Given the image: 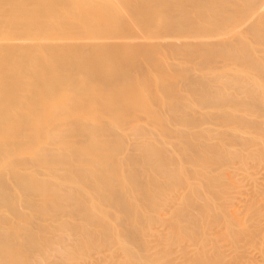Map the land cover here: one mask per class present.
<instances>
[{"label":"bare ground","instance_id":"6f19581e","mask_svg":"<svg viewBox=\"0 0 264 264\" xmlns=\"http://www.w3.org/2000/svg\"><path fill=\"white\" fill-rule=\"evenodd\" d=\"M248 160L264 165V0H0V264L105 246L109 264H264V188L242 234L208 212ZM166 190L169 218L148 208Z\"/></svg>","mask_w":264,"mask_h":264},{"label":"rangeland","instance_id":"374dc122","mask_svg":"<svg viewBox=\"0 0 264 264\" xmlns=\"http://www.w3.org/2000/svg\"><path fill=\"white\" fill-rule=\"evenodd\" d=\"M204 73V72H203ZM202 74V73H201ZM145 93V94H144ZM150 93H153L151 90H149V89H144L143 90V92H142V96L146 99L147 97H149L150 96ZM147 94V95H146ZM140 116L142 117V116H144V120L142 119L140 122H142V123H140L141 124V126H143L144 128H146V129H148V130H152V131H155V132H158V131H156L157 130V127H155V125L153 126L152 124H151V119L148 117V118H146L147 116L144 114H140ZM146 122V123H145ZM150 123V124H149ZM38 124V123H37ZM212 126V124H205V125H203L201 128H196L195 129V132H197V131H199V130H201L202 128H207V127H211ZM42 135V137H43V140H44V142H49V141H51V140H49L50 139V133L48 134V133H40V134H38V136H41ZM45 136V137H44ZM248 136V135H247ZM161 138H164V139H166V137H162V136H160ZM167 140V139H166ZM53 141V140H52ZM216 141V140H215ZM214 141V142H215ZM27 156H29V154H24V157H27ZM234 164V165H233ZM232 165L231 164H229L228 166H226L225 168H221V171L223 170V171H225L226 173L224 174V176H225V185L224 186H222L221 188H226V190H227V193L229 194L230 193V191H232L233 193L231 194V195H228V196H230V197H232L231 199H232V204H231V199H229L230 197H228V199H227V201H224V200H226V198H224L223 200L221 199V200H212V201H210V206H213V205H215L216 207H214V211L212 210V208H211V210H209L208 212H210L209 214H211V215H217V213H219V214H229L228 216L230 217V215H233V217H232V221L234 220V219H236V220H239L240 221V225L239 226H237L236 227V231L237 232H234V233H236V234H238L239 235V233H241L243 230L244 231H248L249 229L248 228H254L253 227V224H251V223H254V220H251V221H253V222H243L242 220L245 218V216L248 214V212L250 211L249 209V211L247 210V208L249 207L250 208V206H251V196H253L252 194L253 193H257V192H259V191H262V190H260V189H262V188H264V165H259L260 163H253L252 161H250V160H248L247 162H245V161H242V162H240V161H237V163H233ZM251 164H252V166H251ZM231 166H232V168H231ZM233 167H235V168H233ZM239 167V168H238ZM227 169V170H226ZM36 170V168L34 167V168H32L31 169V171H35ZM235 171V173H233V172H230V171ZM244 170V171H243ZM30 170L28 171V173L29 172H31ZM222 171V172H223ZM229 171V172H228ZM45 172V171H44ZM229 174H228V173ZM40 175H38L39 176V178L40 179H45V178H48L47 176H51V175H48V174H44L43 173V171H40ZM44 174V175H43ZM235 174V175H234ZM233 175V176H232ZM229 178V179H228ZM250 178V179H249ZM255 180V181H254ZM54 181V180H53ZM226 181H228V182H226ZM245 184H246V186H245ZM244 185V186H243ZM242 186V187H241ZM247 188H249V189H247ZM251 188V189H250ZM245 189V190H244ZM180 192H185V191H187V190H190V188L189 187H187L185 190L184 189H178ZM240 190V191H239ZM249 190V191H248ZM239 191V192H238ZM242 191H246L247 193H244V192H242ZM241 193V194H238V193ZM170 193H172V190H166V192H165V194H167V196H169L170 198H169V200L168 201H163L162 203H164L163 205H160V206H157L156 207V205L155 206H153V205H150L148 208H150L149 210L150 211H153L154 212V214L155 215H159V217L160 216H165L166 218H169L168 216H171L172 215V211L173 210H171V213L170 212H168V206H167V204H170V202L172 201V199H173V196H171L170 195ZM236 194V196L238 197V198H240V199H237V197L235 196V197H233L232 195H235ZM249 193V194H248ZM252 193V194H251ZM245 194V195H244ZM248 194V195H247ZM251 195V196H250ZM240 200H241V202H240ZM243 201V202H242ZM224 202H226L227 204L226 205H228V206H226L225 204H224ZM248 202V203H247ZM217 203V204H216ZM29 203H27V201H23V203H22V205L23 206H21V209H23V210H25V211H30L29 210V205H28ZM166 204V205H165ZM208 204V203H207ZM208 204V205H209ZM262 204H264V203H262ZM26 207V209H25V207ZM28 206V207H27ZM228 207V208H230V209H228L229 210V212H228V210H227V212H226V207ZM234 206H236V209H234L235 207ZM23 207V208H22ZM153 207V208H152ZM208 207V206H207ZM246 207V208H245ZM161 208V209H160ZM226 208V209H225ZM237 208H238V211H237ZM158 210V211H156V213H155V210ZM224 209H225V212H223L224 211ZM231 209H232V211H231ZM165 210V211H164ZM234 210V211H233ZM2 212H4V214L5 215H8V216H12L11 214H10V212L8 211V209H4ZM2 212H0V214L2 213ZM7 212V213H6ZM204 212V211H203ZM201 213V214H204V213ZM207 212V213H208ZM234 212H236V213H234ZM163 213V214H162ZM169 213V214H168ZM242 213H243V215H242ZM161 214V215H160ZM206 214V213H205ZM244 214H245V216H244ZM260 214H261V216H259L260 218H258L257 220L259 221V219L262 221L261 223H260V225L261 226H264L263 224H264V209L262 208V210L260 211ZM259 214V215H260ZM114 216V215H113ZM116 216V218L115 217H112L111 218V220H110V222H111V224L112 225H117L118 223H117V221H119V219H117V218H119V215L117 216V215H115ZM227 216V215H226ZM262 216H263V218H262ZM241 217H242V219H241ZM11 218V217H10ZM231 218V217H230ZM50 219V218H49ZM241 219V220H240ZM12 220V219H11ZM53 221H51V220H48L47 222H45V224L47 225V224H51ZM234 222V221H233ZM260 222V221H259ZM161 223V224H160ZM235 223V222H234ZM225 224L226 223H224V221L222 222V223H220L218 226H216L213 230H212V233L215 231L216 232V234H218V235H222L223 233L225 234L226 233V227H225ZM242 224V225H241ZM166 224H164V223H162V222H158V223H156L153 227H152V230H151V232H154V233H156L155 235H163V234H161V233H167V228H168V226L166 225ZM244 225H248V227L247 226H244ZM250 225H252V226H250ZM118 228V227H117ZM241 229H243V230H241ZM247 229V230H246ZM241 230V231H240ZM263 230H264V227H263ZM161 232V233H160ZM262 233H263V235H264V232L262 231ZM261 233V234H262ZM242 234V233H241ZM244 235V234H243ZM211 236V235H210ZM155 236H149V237H147V239H149V240H151L152 238L153 239H155L154 238ZM211 237H214V236H211ZM259 238H261L262 239V241H261V239H259ZM258 238V240H256V241H259L260 242V245L258 244V242H254V244L255 245H253V246H255V248L252 246V245H250V249H249V255L251 256V255H255V254H258L259 253V251H260V248L261 247H263V245H264V237L261 235L260 237ZM228 239H224V238H221V239H219L218 240V242H217V244H220V245H227L228 244V241H227ZM154 241V242H153ZM152 242L153 243H155V240H152ZM214 244H216V243H213V244H210L206 249H208V248H211V247H213L214 246ZM258 248V249H257ZM254 249V250H253ZM111 249H109V248H107L106 246L105 247H102V249L101 248H97V249H95V248H93V247H91V248H87V249H82V250H80V251H78V250H76V253H78L79 255L78 256H80V255H84V257L83 258H77L76 260H75V263L74 264H109L111 261H110V258H109V255L111 254ZM110 253V254H109ZM166 260L168 259V258H165ZM164 259V260H165ZM93 260V261H92Z\"/></svg>","mask_w":264,"mask_h":264}]
</instances>
